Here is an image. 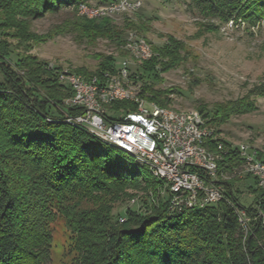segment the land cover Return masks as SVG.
I'll use <instances>...</instances> for the list:
<instances>
[{"label":"trees","instance_id":"trees-1","mask_svg":"<svg viewBox=\"0 0 264 264\" xmlns=\"http://www.w3.org/2000/svg\"><path fill=\"white\" fill-rule=\"evenodd\" d=\"M81 3L91 0H0V264H50L57 217L70 232L67 264H264V189L253 187L258 192L254 202L244 207L231 182L224 181L225 200L170 214L168 194L160 192L164 182L147 166L64 120L65 114L81 109L65 107L70 87L31 54L32 44L44 36L31 30V21L69 8L71 13L54 33L72 31L90 42L105 38L118 47L127 29L143 34L151 22L140 14L122 26L107 16L87 18L77 13ZM188 5L219 23L238 16L251 22L264 18V0H188ZM202 26L215 31L219 25ZM150 44L155 54L129 72V78L140 83V96L167 106L170 91L155 87V82L181 63L184 44L172 35L160 45ZM101 56L97 69L79 72L85 77L105 70L115 73L117 58ZM255 92L263 96L264 83L236 99L198 109L219 132L217 127L230 116L257 109ZM109 105L114 114L107 115L110 120L136 108L132 100ZM257 157L264 159V154ZM240 160L238 147H233L223 170H232ZM129 190L142 191L141 205L127 207L120 220L113 205L134 195ZM233 203L249 215L247 230Z\"/></svg>","mask_w":264,"mask_h":264},{"label":"rangeland","instance_id":"rangeland-1","mask_svg":"<svg viewBox=\"0 0 264 264\" xmlns=\"http://www.w3.org/2000/svg\"><path fill=\"white\" fill-rule=\"evenodd\" d=\"M109 1L112 0H91L90 5L105 4ZM70 13L69 8H63L31 21V30L44 36L32 44L30 52L47 62L48 68H54L56 71L69 69L81 74L83 73L79 72L80 69L92 72L100 63V55L116 57L117 68L123 66L126 61L129 72L137 67L139 63L124 50L123 43L118 47L105 38H96L90 42L72 31L54 33L56 25L62 23ZM139 14L151 18L149 28L143 34L137 30L127 29L126 35L134 32L145 37L153 45L164 43L167 35H172L184 44L181 63L163 72L162 80L155 82V87L170 91L167 107L198 109L199 105L204 104L211 108L213 104L241 97L254 85L264 83L263 17L251 22L238 16L219 23L215 19H204L196 9L188 5V0H142L140 7L132 12L107 17L122 26L126 19L134 20ZM203 23H214L219 26L215 31H204ZM11 41L14 44L17 42ZM14 54L15 52H12L10 55L11 62H14ZM255 95L256 92L253 96L257 104L256 110L230 116L225 123L217 127L219 132L213 125H209L214 128L217 138L232 148L246 144L252 150H256L257 154H264V95ZM104 108L108 115H114L110 105ZM123 158L136 164L130 156L124 155ZM237 166L226 171V177H220V181L223 188L225 187L223 182L230 181L238 203L249 207L258 193L253 189L257 184L252 176L236 174L234 169ZM129 193L134 195L123 196L114 202L113 213L116 217H122L127 207L138 208L141 205L142 191L129 190ZM234 207L235 213L237 209L244 211L247 217L245 224L247 230L249 215L243 207L235 204ZM263 217L264 215L261 216L262 222ZM52 228L53 247L50 264H67L70 259L69 229L61 217L54 220Z\"/></svg>","mask_w":264,"mask_h":264},{"label":"built area","instance_id":"built-area-1","mask_svg":"<svg viewBox=\"0 0 264 264\" xmlns=\"http://www.w3.org/2000/svg\"><path fill=\"white\" fill-rule=\"evenodd\" d=\"M141 2L81 3L77 10L87 18H100L132 12ZM123 48L138 63L155 54L150 42L134 32L126 35ZM124 63L115 73L105 70L90 77L69 69L58 70V81L70 87V95L63 101L65 107L81 109L75 114H65L64 120L147 166L164 182L160 192L168 194L170 214L225 200L220 177L227 175L222 163L232 146L217 138L214 128L198 109H175L147 102L138 94L140 84L130 80L127 62ZM116 100H132L136 108L125 111L120 120H110L104 107ZM238 154L241 160L234 172L252 176L257 186L264 189V160L246 144L239 145ZM236 213L245 229L244 211L237 209Z\"/></svg>","mask_w":264,"mask_h":264}]
</instances>
